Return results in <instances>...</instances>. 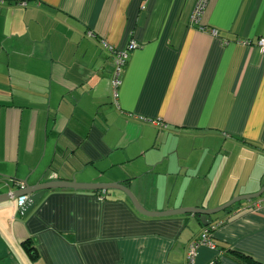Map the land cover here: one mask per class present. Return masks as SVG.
<instances>
[{
    "label": "crops",
    "instance_id": "crops-1",
    "mask_svg": "<svg viewBox=\"0 0 264 264\" xmlns=\"http://www.w3.org/2000/svg\"><path fill=\"white\" fill-rule=\"evenodd\" d=\"M5 1L0 197L22 184L71 187L27 215L18 199L0 203V264H187L205 229L216 246H201L196 264H264V194L208 226L157 215L264 189V0H210L206 31L191 26L198 0ZM102 39L138 44L118 98ZM94 185L129 189L144 213L117 188L80 189Z\"/></svg>",
    "mask_w": 264,
    "mask_h": 264
},
{
    "label": "built area",
    "instance_id": "built-area-1",
    "mask_svg": "<svg viewBox=\"0 0 264 264\" xmlns=\"http://www.w3.org/2000/svg\"><path fill=\"white\" fill-rule=\"evenodd\" d=\"M18 3L23 7H28V2L24 0H18ZM210 0H198L195 8L193 10V13L190 18L191 26H197L200 30L206 31L205 28L202 27L201 21L202 18L209 6ZM6 1L0 0V7L5 6ZM210 34L214 37H218L219 33L217 30H210ZM89 37L94 38V35L92 32L88 33ZM101 45L103 48L111 54L113 57L114 62V71H113V77H112V87L114 90V96L115 98H118V92L122 85V75L123 72L127 66L130 54L132 51L136 50L138 48V44L135 41H131L130 44L125 49H119L115 47L114 45L110 44L107 40L102 39L100 40ZM245 45H250L251 42H243ZM257 46L259 49L264 52V38H260L257 41ZM157 124L161 126H165L161 122H156ZM20 189H25V185H21ZM28 197L23 196L18 199L19 207H22L25 202L27 201ZM201 246H210L214 248L216 245L213 243L211 238L210 230L205 229L201 236L193 241L187 249V264H196V259L198 256V250Z\"/></svg>",
    "mask_w": 264,
    "mask_h": 264
},
{
    "label": "water",
    "instance_id": "water-1",
    "mask_svg": "<svg viewBox=\"0 0 264 264\" xmlns=\"http://www.w3.org/2000/svg\"><path fill=\"white\" fill-rule=\"evenodd\" d=\"M70 187H71V184L62 183V182L49 183V184H38L35 187H30L28 185H25V189H23V190L20 189L19 191L9 192L6 194V198L0 197V203L5 202V201H11V200L19 199L23 196H27L28 197L27 201L25 202V204L22 207H20L21 214L27 215L36 206V204L40 201V199L47 193V191L53 190V189H58V188H70ZM111 188H117V189L125 192V194H127V196L130 198V200L132 201V203L134 204L136 209L139 212L144 213V210L138 204V202L135 199V197L133 196V194L129 191V189H127L123 186L115 185L113 187H108V186L94 185V186H84V187H81L80 189H82V190L106 191V190L111 189ZM263 194H264V189L259 194H256L253 196H245V197L238 198L237 200L230 202L229 204H227L223 208H220V209L214 210V211L201 210V209H184V210H179L176 212L157 214V215H159V216L190 215L193 217L198 216V218L200 219V222L204 226H208L211 223V216L212 215L219 213L220 211H224V210L230 208L231 206L235 205L238 202H242V201H249L250 202L256 198L261 197Z\"/></svg>",
    "mask_w": 264,
    "mask_h": 264
},
{
    "label": "trees",
    "instance_id": "trees-1",
    "mask_svg": "<svg viewBox=\"0 0 264 264\" xmlns=\"http://www.w3.org/2000/svg\"><path fill=\"white\" fill-rule=\"evenodd\" d=\"M101 193V192H100ZM24 248L26 249V251L29 253V255L35 259L38 257V252H37V248L36 246L34 245V241H31V240H28L26 241L24 244H23ZM246 260V262L248 264H259L255 261H252L248 258H244Z\"/></svg>",
    "mask_w": 264,
    "mask_h": 264
},
{
    "label": "rangeland",
    "instance_id": "rangeland-1",
    "mask_svg": "<svg viewBox=\"0 0 264 264\" xmlns=\"http://www.w3.org/2000/svg\"><path fill=\"white\" fill-rule=\"evenodd\" d=\"M10 264H12V263H10Z\"/></svg>",
    "mask_w": 264,
    "mask_h": 264
}]
</instances>
